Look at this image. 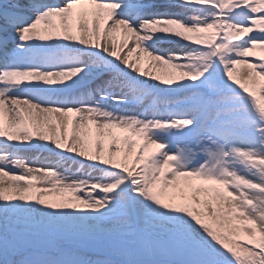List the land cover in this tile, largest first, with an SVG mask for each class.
Segmentation results:
<instances>
[{"label":"snow or ice","instance_id":"6c2138e0","mask_svg":"<svg viewBox=\"0 0 264 264\" xmlns=\"http://www.w3.org/2000/svg\"><path fill=\"white\" fill-rule=\"evenodd\" d=\"M0 264H264V0H0Z\"/></svg>","mask_w":264,"mask_h":264},{"label":"bare ground","instance_id":"6f19581e","mask_svg":"<svg viewBox=\"0 0 264 264\" xmlns=\"http://www.w3.org/2000/svg\"><path fill=\"white\" fill-rule=\"evenodd\" d=\"M165 47H170V45H165ZM157 71H161V70H157ZM36 153H32V152H28L27 155L31 156L33 159L38 157L43 158L44 156H47V153H42L41 151H35Z\"/></svg>","mask_w":264,"mask_h":264}]
</instances>
